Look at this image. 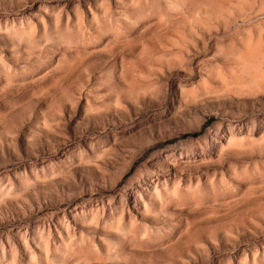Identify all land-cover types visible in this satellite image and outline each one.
Masks as SVG:
<instances>
[{
	"label": "rangeland",
	"instance_id": "374dc122",
	"mask_svg": "<svg viewBox=\"0 0 264 264\" xmlns=\"http://www.w3.org/2000/svg\"><path fill=\"white\" fill-rule=\"evenodd\" d=\"M0 264H264V0H0Z\"/></svg>",
	"mask_w": 264,
	"mask_h": 264
}]
</instances>
